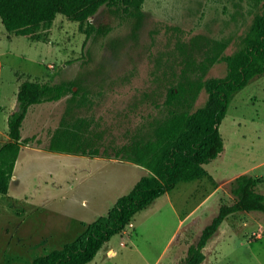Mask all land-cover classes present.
<instances>
[{"label":"rangeland","instance_id":"374dc122","mask_svg":"<svg viewBox=\"0 0 264 264\" xmlns=\"http://www.w3.org/2000/svg\"><path fill=\"white\" fill-rule=\"evenodd\" d=\"M263 5L264 0H145L141 22L102 7L91 21L109 27V33L88 40L62 15L36 40L8 32L0 19V129L5 112L16 108L25 77L72 81L93 101L94 117L88 115L97 117L99 144L113 156L96 160L46 150L66 100L32 106L21 135L37 140L21 149L17 180L12 177L8 193L0 194V264H29L106 216L115 199L148 173L115 159L110 147H119L139 124L160 116L176 80L196 93L192 111L202 107L208 94L200 84L226 75L222 57L242 48ZM219 130L224 150L205 165L210 178L181 182L157 198L87 264H180L220 207L233 203L235 177H261L264 193V74L234 94ZM204 253L201 264H264V214L229 216Z\"/></svg>","mask_w":264,"mask_h":264},{"label":"trees","instance_id":"16d2710c","mask_svg":"<svg viewBox=\"0 0 264 264\" xmlns=\"http://www.w3.org/2000/svg\"><path fill=\"white\" fill-rule=\"evenodd\" d=\"M144 1L0 0V19L8 32L36 40L41 32L49 33L57 15H62L77 23L88 40L109 33V27L95 26L91 21L102 7L123 20L141 22ZM217 56L208 57L207 62L212 64ZM222 61L226 63V75L200 84L208 94L202 107L192 111L196 93L190 85L176 80L168 89L160 116L139 124L119 147H110L115 159L130 161L148 173L116 200L106 216L86 224L80 235L59 249L34 258L29 264L90 263L113 236L126 230L134 216L157 198L181 182L210 178L205 165L224 150L219 127L234 94L254 77L264 74V5L244 36L242 48L233 55L222 57ZM87 96L80 94L78 84L72 81L42 82L28 76L21 81L15 95L16 108L5 122L8 142L0 147L1 195L8 193L21 147L33 145L37 140L35 135L26 138L21 135L31 106L66 100L59 127L51 134L46 150L87 157H113L108 153V147L99 144L101 131H98L97 117L93 118V101ZM262 182L261 177L247 173L235 177L230 190L233 203L220 207L197 241L188 247L180 264H201L205 259V247L229 216L239 212L264 214V193L259 191Z\"/></svg>","mask_w":264,"mask_h":264},{"label":"crops","instance_id":"0c3cea01","mask_svg":"<svg viewBox=\"0 0 264 264\" xmlns=\"http://www.w3.org/2000/svg\"><path fill=\"white\" fill-rule=\"evenodd\" d=\"M39 105V104H38ZM32 107V106H31ZM30 107V108H31ZM29 108V109H30ZM12 111H6L5 112V122H6V119H7V116L11 113ZM27 115H28V113H27ZM27 115H26V117H27ZM26 119V118H25ZM24 122H25V120H24ZM24 122H23V124H24ZM23 128V127H22ZM5 128H1L0 129V147L2 146V145H4L6 142H8V136H7V134H6V132H5V130H4ZM22 138H24V137H22ZM44 146V145H43ZM23 147H27V146H22L21 147V149L23 148ZM21 151V150H20ZM96 158V157H95ZM82 159H84V158H82ZM100 158H96V160H99ZM89 160H90V158H89ZM116 162H120V161H116ZM121 164H129V163H127V162H123V161H121L120 162ZM134 165V164H133ZM125 167H128V168H131V167H129V166H126V165H124ZM136 167H139V166H137V165H135ZM139 168H141V167H139ZM134 169V168H133ZM136 170H138V169H136ZM13 178H15V180H17V178H16V176H15V172H14V175H13ZM119 197V196H118ZM118 197L115 199V201H114V204H115V202H116V200L118 199Z\"/></svg>","mask_w":264,"mask_h":264}]
</instances>
